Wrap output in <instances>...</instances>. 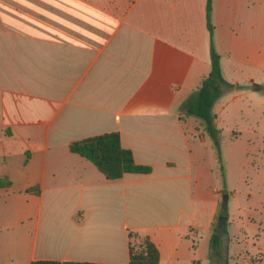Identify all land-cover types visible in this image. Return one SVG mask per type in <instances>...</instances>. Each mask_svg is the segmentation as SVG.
Returning <instances> with one entry per match:
<instances>
[{"label":"crops","instance_id":"obj_1","mask_svg":"<svg viewBox=\"0 0 264 264\" xmlns=\"http://www.w3.org/2000/svg\"><path fill=\"white\" fill-rule=\"evenodd\" d=\"M210 16L211 39L206 0H0V264H126L130 231L157 264L200 263L223 175L180 106L210 44L233 83L213 103L217 127L253 137L264 118V0H211ZM110 130L149 171L107 178L69 148Z\"/></svg>","mask_w":264,"mask_h":264},{"label":"rangeland","instance_id":"obj_2","mask_svg":"<svg viewBox=\"0 0 264 264\" xmlns=\"http://www.w3.org/2000/svg\"><path fill=\"white\" fill-rule=\"evenodd\" d=\"M241 127L240 122L231 120L220 131L223 179L216 185H223L227 196L221 197L212 231L219 214L229 217L220 258L212 260L209 250L198 264H264V118L259 119L258 133L253 137L245 132L239 135ZM204 244L200 241V246Z\"/></svg>","mask_w":264,"mask_h":264},{"label":"trees","instance_id":"obj_3","mask_svg":"<svg viewBox=\"0 0 264 264\" xmlns=\"http://www.w3.org/2000/svg\"><path fill=\"white\" fill-rule=\"evenodd\" d=\"M210 15L211 0H206L207 28L211 39L213 26ZM232 85L233 83L223 77L220 66V54L210 44V70L180 106L184 114H193L201 118L205 131L215 145L219 160L221 159V135L219 127L215 124V113L212 110V106L223 90L232 87ZM69 148L71 151L77 152L91 160L107 178L120 177L127 171L147 172L150 170V165L135 161L131 149L121 144L120 134L117 130L104 131L73 139L69 142ZM220 168L221 170L223 168L221 163ZM9 184L10 179L8 177L0 176V186ZM222 233H227L226 224L221 231L214 227L210 236V253L212 260L215 261L220 258L219 247ZM128 253L129 260L126 264H157L159 261V251L155 243L147 235L136 231L129 232ZM32 264L111 263L89 260L34 259Z\"/></svg>","mask_w":264,"mask_h":264},{"label":"water","instance_id":"obj_4","mask_svg":"<svg viewBox=\"0 0 264 264\" xmlns=\"http://www.w3.org/2000/svg\"><path fill=\"white\" fill-rule=\"evenodd\" d=\"M224 199L226 198L227 194L224 193ZM226 218L227 216L224 214V213H221L218 215V218H217V224H216V227L219 231H221L225 225V221H226Z\"/></svg>","mask_w":264,"mask_h":264}]
</instances>
